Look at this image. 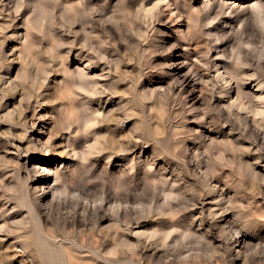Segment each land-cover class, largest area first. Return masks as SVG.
Here are the masks:
<instances>
[{
    "label": "rangeland",
    "instance_id": "1",
    "mask_svg": "<svg viewBox=\"0 0 264 264\" xmlns=\"http://www.w3.org/2000/svg\"><path fill=\"white\" fill-rule=\"evenodd\" d=\"M0 264H264V0H0Z\"/></svg>",
    "mask_w": 264,
    "mask_h": 264
},
{
    "label": "bare ground",
    "instance_id": "2",
    "mask_svg": "<svg viewBox=\"0 0 264 264\" xmlns=\"http://www.w3.org/2000/svg\"><path fill=\"white\" fill-rule=\"evenodd\" d=\"M173 63H174V62H173ZM188 79H189V78H188ZM188 79H187V80H188ZM80 83H81V82H80ZM78 84H79V82H78ZM81 84H82V83H81ZM80 86H81V85H80ZM82 87H83V85H82ZM85 87H86V86H85ZM85 87H84V88H85ZM101 91H102V90H101ZM97 97H98V96H97ZM133 144H134V143H133ZM260 149H261V148H260Z\"/></svg>",
    "mask_w": 264,
    "mask_h": 264
}]
</instances>
